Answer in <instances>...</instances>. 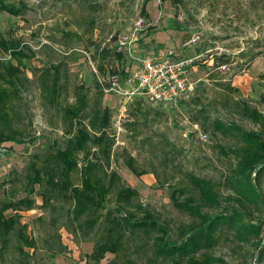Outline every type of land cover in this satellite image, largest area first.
<instances>
[{"label":"rangeland","instance_id":"1","mask_svg":"<svg viewBox=\"0 0 264 264\" xmlns=\"http://www.w3.org/2000/svg\"><path fill=\"white\" fill-rule=\"evenodd\" d=\"M5 1L25 8L19 15L0 11V38L10 48L19 44L27 57L15 58L0 45V74L17 67L16 93L0 111L7 112L5 132L18 139L0 153V264H185L187 258L157 256L153 237L139 248L128 233L116 253L92 252L111 225L106 217L126 215L118 191L127 186L137 191L127 207L142 205L176 237L195 219L172 199L173 192L179 200L190 195L191 175L210 180L220 193V203L203 211L229 214L236 206L241 221L260 229L243 237L223 225L213 245L193 254H210L219 264H264V174L256 185L258 202L239 203L229 183L243 145L238 129L264 134L263 124L244 113L246 105L264 113V0ZM141 18L142 29H136ZM132 32L138 41L128 55L117 43ZM170 52L194 61L188 73L195 82L192 93L172 104L144 95L126 103L104 92L88 58L104 74L110 65L124 74L137 57ZM0 85L10 83L0 76ZM80 86L88 114L99 102L109 111L113 140L110 159L94 140L85 150L102 159L106 173L119 175L87 233L85 215L79 223L68 193L49 181L81 183L86 153H78L72 170L56 158L72 139L65 111ZM143 212L138 209V216Z\"/></svg>","mask_w":264,"mask_h":264},{"label":"trees","instance_id":"2","mask_svg":"<svg viewBox=\"0 0 264 264\" xmlns=\"http://www.w3.org/2000/svg\"><path fill=\"white\" fill-rule=\"evenodd\" d=\"M24 8L8 3L5 0H0V11L19 15ZM0 45L7 49L15 58L27 57V54L20 48L19 44L10 48L6 41L0 38ZM118 55L121 56V53L118 52ZM12 69L0 74L5 81L10 83L9 87L0 85V105L1 107L5 106L3 108H6L4 102L8 101L16 93L13 77L17 74V67L14 69L15 72ZM80 88L83 89V87L80 86L76 93L77 101L68 106L65 111V120L71 132H73L72 139L66 148L56 153V158L64 163L69 170H72L78 166V153L85 152L84 164L81 168V183L73 185L67 179L60 184L54 183L52 180L49 181L60 192L68 193L69 198L74 202L72 210L74 217L78 219L79 223H81L80 217L85 215L81 227H85L86 230L84 232L87 233L92 231L99 222L100 210L104 208L106 199L119 175L115 171L110 174L106 173L102 159L90 157V154L85 150L88 142L94 140L104 156L110 159L113 140L109 137L107 131L109 111L106 108L102 109L99 102L92 109V114H88L86 111L89 104L88 95ZM245 107L244 113L264 126V113L248 105ZM6 114V111H0V145L9 147L7 142L17 143L18 139L7 134L4 130ZM86 120H88L87 123ZM92 132L94 133L93 135ZM238 134L242 138L243 145L240 149L234 173L229 181L230 187L236 194V197L232 196V198L239 203H243V201L258 202L259 196L256 185L264 174V134L262 132L243 131L240 129H238ZM128 166L136 175L143 174L132 163H129ZM108 176L109 179H107ZM190 180L191 193L185 200L177 199L176 193H172L175 206L195 216L192 222L184 224L179 229L176 237L169 232L168 227L164 226L157 216L153 215L151 211L145 210L142 205L137 204L134 209L127 207L137 192L136 189L127 186L118 191V200L124 204L126 215L115 217V215L113 216L109 213L110 215L106 219L111 221V225L103 235L102 241L95 243L92 255L100 257L107 252L116 253L123 246L124 239L128 233L136 241H139V248H142L144 244H149L151 237H153L152 245L155 247V254L163 259L181 257V259L187 258L185 264H219L220 262H217L219 259L210 254L197 257L193 253L213 245L216 233L221 226L234 228L243 237H246L243 233L248 232L259 234V227L241 221L242 213L236 206L231 208L232 212L229 214L217 213L212 215L207 211H203L205 207L214 208L220 203V193L210 180L192 175ZM138 209L144 211L140 216L137 214ZM9 221L11 222L12 219L10 218ZM24 264H30L28 259L25 260Z\"/></svg>","mask_w":264,"mask_h":264},{"label":"built area","instance_id":"3","mask_svg":"<svg viewBox=\"0 0 264 264\" xmlns=\"http://www.w3.org/2000/svg\"><path fill=\"white\" fill-rule=\"evenodd\" d=\"M143 24L144 20L141 18L136 24V29L139 27L142 29ZM136 41H138L136 32L123 34L118 39L117 48L120 52L133 55ZM88 58L100 88L106 93L122 96L126 103L133 101L135 95H144L154 103H177L195 89V82L190 79L188 73L194 61L177 59L172 52L160 56L144 54L137 57L136 69L124 74L120 70L113 69L111 65L104 74L90 55ZM7 149L8 147L0 145V153Z\"/></svg>","mask_w":264,"mask_h":264},{"label":"crops","instance_id":"4","mask_svg":"<svg viewBox=\"0 0 264 264\" xmlns=\"http://www.w3.org/2000/svg\"><path fill=\"white\" fill-rule=\"evenodd\" d=\"M135 63H136V65L134 66V68H132V69H131V71L135 70V69H136V67H137V65H138V62H135ZM116 66H117V67H119L120 65H119V64H117ZM127 70H128V69H127Z\"/></svg>","mask_w":264,"mask_h":264}]
</instances>
